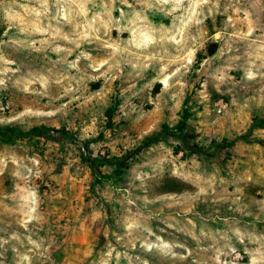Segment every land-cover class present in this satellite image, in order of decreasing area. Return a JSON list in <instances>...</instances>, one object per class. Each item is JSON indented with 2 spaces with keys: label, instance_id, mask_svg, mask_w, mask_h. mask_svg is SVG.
Returning <instances> with one entry per match:
<instances>
[{
  "label": "rangeland",
  "instance_id": "1",
  "mask_svg": "<svg viewBox=\"0 0 264 264\" xmlns=\"http://www.w3.org/2000/svg\"><path fill=\"white\" fill-rule=\"evenodd\" d=\"M0 264H264V0H0Z\"/></svg>",
  "mask_w": 264,
  "mask_h": 264
},
{
  "label": "trees",
  "instance_id": "2",
  "mask_svg": "<svg viewBox=\"0 0 264 264\" xmlns=\"http://www.w3.org/2000/svg\"><path fill=\"white\" fill-rule=\"evenodd\" d=\"M262 122L257 120L256 118H252V122L248 125V127L246 128L245 132L243 135L238 136V138H244L246 135H248L250 133V131L252 130V128L254 127H258ZM182 124L179 126V128L173 129V130H169L168 128H166L165 126H162L160 130H158L155 133H152L146 137H144L140 143L134 148V152L137 153L142 147L160 140L161 138L167 136V135H175L177 134V131L179 129H182ZM7 131H10L13 135H21L22 133L19 130H16L14 128H11L10 126H5L4 128ZM38 131L40 132H52V133H59L61 135H68L67 132H65L64 130H59L56 128H46V127H38L37 128ZM73 142L76 146V149L80 150L83 149V144L81 142H77L76 140L73 139ZM231 144V142H225V140H221L219 142H216L214 140H211L209 142V144L205 147V148H201L198 146H195L194 148H196V150L202 154H204L205 156L210 157L211 154L214 152L215 149H223L227 146H229ZM133 154L132 151H129L119 157H111V158H105V162L108 164H112L114 165V169L115 171H119L120 168H125L129 162V160L132 158ZM80 157L84 160L85 163L89 164L90 167L93 168V161L90 160L84 153L80 154Z\"/></svg>",
  "mask_w": 264,
  "mask_h": 264
}]
</instances>
